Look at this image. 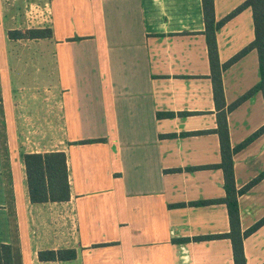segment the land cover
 Wrapping results in <instances>:
<instances>
[{
    "label": "crops",
    "instance_id": "crops-1",
    "mask_svg": "<svg viewBox=\"0 0 264 264\" xmlns=\"http://www.w3.org/2000/svg\"><path fill=\"white\" fill-rule=\"evenodd\" d=\"M22 1L0 0V244L14 264H234L230 239L195 240L231 229L226 204L191 205L226 196L223 171L206 168L222 156L202 0H44L40 27ZM214 1L219 22L247 0ZM33 29L53 35H9ZM254 40L247 8L217 32L221 65ZM222 78L229 107L261 80L257 50ZM228 124L233 148L257 133L263 94ZM50 152L67 155L71 197L35 204L24 156ZM234 171L239 190L264 173V134ZM239 209L243 232L264 219V177ZM62 249L76 259L38 258ZM244 249L247 264H264V225Z\"/></svg>",
    "mask_w": 264,
    "mask_h": 264
},
{
    "label": "trees",
    "instance_id": "trees-1",
    "mask_svg": "<svg viewBox=\"0 0 264 264\" xmlns=\"http://www.w3.org/2000/svg\"><path fill=\"white\" fill-rule=\"evenodd\" d=\"M202 2L205 21L204 34L206 35L209 51L214 100L218 112V127L213 132L219 136L222 156V161L220 164L206 168L221 169L223 171L226 196L223 199L196 202L192 203L191 205L205 206L219 203L226 204L229 212L231 229L230 232L225 235L198 237L195 240L201 241L220 238L230 239L233 245L234 264H247L244 240L264 225V219L256 223L246 232H243L241 229L239 197L248 192L255 184H257L264 177V173L243 189H237L234 171V155L246 147L256 137L264 134V126L244 143L240 144L236 148H233L230 141L228 114L256 93L261 92L264 96V0H247L242 6L237 8L234 12L219 22L216 20L215 16V1L202 0ZM247 8H251L253 11L255 40L251 45L242 50L229 62L221 65L217 45V32L229 20ZM9 35L13 39H46L51 38L53 33L51 29H33L24 33L20 31L10 32ZM252 50H257L259 55L261 80L248 93L227 107L222 78L223 71L238 62L243 56L247 55ZM195 134L200 135L204 134V132H197ZM168 137H175V135H169ZM90 142L92 143L94 141L81 142V144ZM24 164L26 167L27 184L32 203H61L70 200L71 186L69 183V169L67 165L66 153L50 152L26 154L24 156ZM198 169L203 168H189V170L192 171ZM183 242H186V240L184 239ZM76 257L77 252L74 249L41 251L38 255V258L41 262H66L75 260ZM0 264H14L12 247L10 245L0 244Z\"/></svg>",
    "mask_w": 264,
    "mask_h": 264
},
{
    "label": "rangeland",
    "instance_id": "rangeland-1",
    "mask_svg": "<svg viewBox=\"0 0 264 264\" xmlns=\"http://www.w3.org/2000/svg\"><path fill=\"white\" fill-rule=\"evenodd\" d=\"M43 2L45 1L44 0H23L22 1V8H23V12L25 14L26 22L28 25L36 26V27L45 25L44 20H41V19H44L43 18L44 16L43 17L41 16V13L44 12V10L41 7L43 5ZM40 21L42 23H40ZM45 73H46L45 70H43L42 73H38L39 89H44V85L47 82ZM43 107H41V109ZM40 130L43 131V129H40Z\"/></svg>",
    "mask_w": 264,
    "mask_h": 264
}]
</instances>
